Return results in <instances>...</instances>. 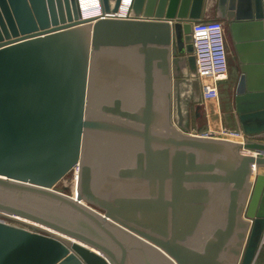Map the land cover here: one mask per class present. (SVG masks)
<instances>
[{
    "label": "water",
    "instance_id": "1",
    "mask_svg": "<svg viewBox=\"0 0 264 264\" xmlns=\"http://www.w3.org/2000/svg\"><path fill=\"white\" fill-rule=\"evenodd\" d=\"M207 0H0V264H254L264 240V0H219L238 52L244 143L191 134ZM175 100V105H174ZM176 108L177 120L173 118ZM79 165L74 196L54 189ZM35 229V227H33Z\"/></svg>",
    "mask_w": 264,
    "mask_h": 264
},
{
    "label": "built area",
    "instance_id": "2",
    "mask_svg": "<svg viewBox=\"0 0 264 264\" xmlns=\"http://www.w3.org/2000/svg\"><path fill=\"white\" fill-rule=\"evenodd\" d=\"M100 1V0H99ZM133 0H120L118 10L106 16L114 18H131ZM81 9V7H80ZM82 16L86 14L81 9ZM94 17L101 15L100 2L92 11ZM191 42L193 45V55L195 57V71L191 72L187 67L182 71V76H190L189 84L197 81L206 97H216L219 85L228 77V51L226 30L223 20L220 18H202L191 26ZM184 79V78H183ZM177 120V116L174 118ZM199 135L207 137H217L244 143L249 137L243 133L241 128L220 127L218 130H206ZM71 171L79 173V165L71 167Z\"/></svg>",
    "mask_w": 264,
    "mask_h": 264
},
{
    "label": "crops",
    "instance_id": "3",
    "mask_svg": "<svg viewBox=\"0 0 264 264\" xmlns=\"http://www.w3.org/2000/svg\"><path fill=\"white\" fill-rule=\"evenodd\" d=\"M219 0H207L205 9L203 11V18H220L223 20L226 30V38H227V63H228V75H232L235 78H239L240 71V59L238 52L235 48L234 42L231 37V33L229 28L224 19L221 18L220 12L218 9ZM228 0L225 2V10H227ZM227 80V79H226ZM226 80L221 82L219 85L218 95L216 97H206L204 96L200 83L195 81L192 83L193 91H194V99L192 100L193 103L197 102L194 106H190V110H193L195 121H199V118H204V125H199L198 122H192L189 124V127L186 128V131L191 134H196L199 131H206V130H218L220 127L225 126L227 127L232 122H228L229 117L225 110V105L223 102L224 98L220 95L221 87H225ZM234 102V101H233ZM234 105V104H233ZM235 110V109H234ZM236 114V113H235ZM236 121L235 126L240 128V124L237 120V116L235 115ZM200 133V132H199ZM260 140L264 142V137H260ZM260 173H264V168H260L258 170ZM152 264H163L161 260H152ZM254 264H264V240L261 249L258 250L257 256L255 258Z\"/></svg>",
    "mask_w": 264,
    "mask_h": 264
},
{
    "label": "rangeland",
    "instance_id": "4",
    "mask_svg": "<svg viewBox=\"0 0 264 264\" xmlns=\"http://www.w3.org/2000/svg\"><path fill=\"white\" fill-rule=\"evenodd\" d=\"M184 78V79H183ZM191 79V77L189 76H181V77H175L174 78V81L175 82H179L180 80V84H181V88L186 86L187 88V92L188 90L190 92H192V95L194 94L193 93V87H192V84L190 85L189 84V80ZM236 82H237V78L233 77L232 75H228L227 77V80H226V85L225 87H221V90H220V95L222 96V98H224V100H226L224 103L225 105V110H227V115L228 116H231L229 117V120L228 122H232L230 123V125L227 126V128H231V129H235L237 128L235 126V121H236V118H235V110H234V96H235V86H236ZM188 84L190 85L188 87ZM192 87V88H191ZM189 88V89H188ZM197 102L193 103L192 101H189V103H187V107H186V111H185V123H184V126H186V128L189 127V124L192 123V122H198L199 125H204V118H199L198 120L199 121H195V116H194V112L193 110H190V106H194ZM190 105V106H189ZM199 132H203V131H199ZM197 132V133H199ZM75 177H74V172L73 171H70L69 173H67L65 175V177H63L54 187L55 190L57 191H60L62 193H65L67 195H70V196H74L75 195ZM3 220H0V222L4 223V224H7V225H10V226H13V227H17L19 229H24V230H27L29 231L28 227L12 218H8V217H1Z\"/></svg>",
    "mask_w": 264,
    "mask_h": 264
},
{
    "label": "bare ground",
    "instance_id": "5",
    "mask_svg": "<svg viewBox=\"0 0 264 264\" xmlns=\"http://www.w3.org/2000/svg\"><path fill=\"white\" fill-rule=\"evenodd\" d=\"M78 1H79V5H80L81 9L86 14L85 18L94 17L92 14V11L95 9V7L99 4L100 1L99 0H78ZM189 86L190 85L188 84V87ZM177 88L179 89V95H180V99H181V108H182V113L184 115L185 111H186L187 103H189V101H192L194 99V94L192 95V92H190L189 90L187 92L186 86L181 88L180 80H179V82L174 81V89L176 90ZM193 93H194V91H193ZM174 105H175V100H174ZM173 109H174L173 118H175L176 117V108L174 107ZM76 176H77V172H75V181H77ZM75 191H76V184H75ZM10 218L26 225L30 232L46 234L45 233L46 231H51L50 229L46 228L43 225H40L38 223H35L33 221L27 220L25 218H22V217H19L16 215H12V216H10ZM0 220H3V219L0 217ZM33 227H35V229H33Z\"/></svg>",
    "mask_w": 264,
    "mask_h": 264
},
{
    "label": "flooded vegetation",
    "instance_id": "6",
    "mask_svg": "<svg viewBox=\"0 0 264 264\" xmlns=\"http://www.w3.org/2000/svg\"><path fill=\"white\" fill-rule=\"evenodd\" d=\"M222 19H224V18H222Z\"/></svg>",
    "mask_w": 264,
    "mask_h": 264
}]
</instances>
